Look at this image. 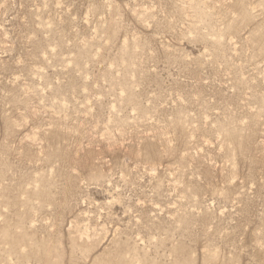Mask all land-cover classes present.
I'll list each match as a JSON object with an SVG mask.
<instances>
[{
    "label": "rangeland",
    "instance_id": "1",
    "mask_svg": "<svg viewBox=\"0 0 264 264\" xmlns=\"http://www.w3.org/2000/svg\"><path fill=\"white\" fill-rule=\"evenodd\" d=\"M0 264H264V0H0Z\"/></svg>",
    "mask_w": 264,
    "mask_h": 264
}]
</instances>
